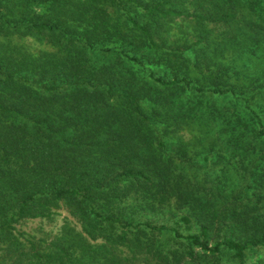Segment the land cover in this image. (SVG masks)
<instances>
[{"label": "trees", "instance_id": "16d2710c", "mask_svg": "<svg viewBox=\"0 0 264 264\" xmlns=\"http://www.w3.org/2000/svg\"><path fill=\"white\" fill-rule=\"evenodd\" d=\"M0 264H264V0H0Z\"/></svg>", "mask_w": 264, "mask_h": 264}, {"label": "rangeland", "instance_id": "374dc122", "mask_svg": "<svg viewBox=\"0 0 264 264\" xmlns=\"http://www.w3.org/2000/svg\"><path fill=\"white\" fill-rule=\"evenodd\" d=\"M67 214V212L64 209H60L59 213L55 216V218L52 221H48L46 218H30L26 219L21 223L22 228L30 230L34 233H41L43 230L45 231H51L56 230L59 224L62 222V217Z\"/></svg>", "mask_w": 264, "mask_h": 264}]
</instances>
